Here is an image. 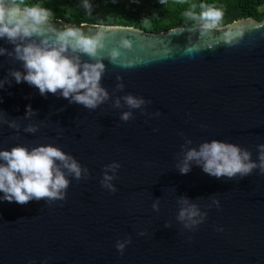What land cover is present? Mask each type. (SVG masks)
<instances>
[{"label": "water", "instance_id": "95a60500", "mask_svg": "<svg viewBox=\"0 0 264 264\" xmlns=\"http://www.w3.org/2000/svg\"><path fill=\"white\" fill-rule=\"evenodd\" d=\"M51 23L58 30L69 26ZM80 27L104 33L96 59L105 65L101 84L109 95L96 108L17 83L11 73L23 72V62L15 44L0 38V148L53 144L87 169L79 179L64 169L70 181L64 199L0 201V264H264V173L256 168L217 178L195 162L185 174L178 167L189 148L213 139L258 159L264 20L158 33L129 25ZM126 61L133 66H122ZM128 94L145 103L129 108ZM126 111L132 113L127 121L121 119ZM30 125L35 132L25 131ZM112 161L121 165L111 182L115 192L101 183L105 171L112 174L105 168ZM183 197L206 213L203 222L189 228L177 219ZM129 238L118 250L117 241Z\"/></svg>", "mask_w": 264, "mask_h": 264}, {"label": "clouds", "instance_id": "9594fccd", "mask_svg": "<svg viewBox=\"0 0 264 264\" xmlns=\"http://www.w3.org/2000/svg\"><path fill=\"white\" fill-rule=\"evenodd\" d=\"M84 7L91 14L88 0ZM52 15L49 9L26 0H0V38L15 44L16 58L23 62L24 68L23 72L14 70L11 75L17 83L23 81L37 87L41 95L59 93L70 102L96 108L109 95L101 84L105 65L96 59L98 48L103 47L104 33L87 34L81 27L69 26L58 30L51 23ZM222 16L221 10L211 7L200 14L204 28L215 27ZM122 44L128 46L126 40ZM4 52L5 49L0 48V54ZM82 54L92 60H82ZM110 55L115 62L119 52L113 50ZM122 66L131 67L133 62H122ZM3 83L0 81V87ZM124 101L129 108H140L145 103L143 97L132 94L126 95ZM116 104L119 106V99ZM32 111L31 105H27L26 115ZM131 115L126 111L121 119L127 121ZM9 126L17 127L15 122H9ZM25 131L35 132L36 128L30 125ZM257 147L258 159L253 160L251 152L238 144L216 139L204 141L198 148H189L184 153L179 171L182 174L189 172L195 162L205 173L217 178L249 175L256 168L264 173V143ZM120 166L118 161L105 165L112 174L105 171L101 183L112 192L116 188L111 182ZM64 169L76 179L82 172H87L73 156L53 144H40L31 149L24 144L0 148V201L23 204L32 199H64L70 183ZM180 203L177 219L183 221L185 227L203 222L206 213H202L195 203L186 197L181 198ZM158 207L159 201L154 202L153 208L158 210ZM130 242V238L117 241L116 247L123 252Z\"/></svg>", "mask_w": 264, "mask_h": 264}, {"label": "trees", "instance_id": "16d2710c", "mask_svg": "<svg viewBox=\"0 0 264 264\" xmlns=\"http://www.w3.org/2000/svg\"><path fill=\"white\" fill-rule=\"evenodd\" d=\"M26 2L49 9L53 14L51 20L63 21L70 27H80L84 23L129 25L149 33L204 25L200 14L209 7L223 13L214 28L247 17L264 20V0H88L91 14L84 7L85 0Z\"/></svg>", "mask_w": 264, "mask_h": 264}]
</instances>
